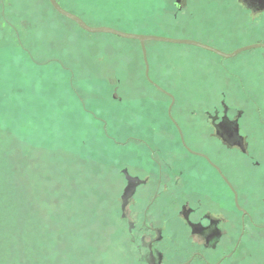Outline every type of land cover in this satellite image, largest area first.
I'll list each match as a JSON object with an SVG mask.
<instances>
[{
	"label": "rangeland",
	"instance_id": "obj_1",
	"mask_svg": "<svg viewBox=\"0 0 264 264\" xmlns=\"http://www.w3.org/2000/svg\"><path fill=\"white\" fill-rule=\"evenodd\" d=\"M64 3L93 23L113 21L128 28L124 32L195 41L225 54L264 43V18L243 17L224 0ZM107 39L60 17L47 0H0V264H66L69 254L74 264H96L88 239L109 209L120 210L121 169L131 159L119 158L117 168L102 166L99 174L97 160L111 156L113 162L121 152L116 147L134 130L141 134L134 141L146 145L122 147L134 161L154 153L165 160L171 150L158 132L171 101L147 82L141 45ZM146 48L150 80L175 97L172 113L190 128L193 143L200 135L190 113L206 109L219 84L250 82L263 69H243L242 61L264 49L223 58L183 44L149 42ZM99 136L109 145L104 152ZM115 217L111 225L120 237L107 244L105 261L137 264L124 246L131 241L127 224Z\"/></svg>",
	"mask_w": 264,
	"mask_h": 264
},
{
	"label": "flooded vegetation",
	"instance_id": "obj_2",
	"mask_svg": "<svg viewBox=\"0 0 264 264\" xmlns=\"http://www.w3.org/2000/svg\"><path fill=\"white\" fill-rule=\"evenodd\" d=\"M224 3L239 6L243 17L264 18L256 0ZM242 62L243 69H263L250 82L219 84L207 108L190 113L199 142L191 141L190 128L168 110L166 126L158 131L171 147L167 158L156 160L154 153L122 170L120 219L137 264H264V55ZM146 79L160 96L176 102ZM144 140L135 141L146 147ZM244 180L253 185H241Z\"/></svg>",
	"mask_w": 264,
	"mask_h": 264
},
{
	"label": "trees",
	"instance_id": "obj_3",
	"mask_svg": "<svg viewBox=\"0 0 264 264\" xmlns=\"http://www.w3.org/2000/svg\"><path fill=\"white\" fill-rule=\"evenodd\" d=\"M58 1V3L64 8V9H66L67 11H69V12H71V13H73V14H75V15H77V16H79L80 18H82L88 25H90V26H93V27H99V26H108V27H112V28H115V29H118V30H121V31H126V29H128V28H124L123 26H121L120 24H118V23H116V22H113V21H104V20H98V21H96V22H91V21H89V19L88 18H86V17H84L82 14H80L79 13V11L76 9V8H73V7H70L69 5H67L66 3H64L65 2V0H57ZM47 2H48V4H49V6L54 10V12L57 14V15H59L60 17H62V18H64L65 20H67V21H69V22H71L72 24H74V25H76L78 28H80L76 23H74L73 21H71V20H69V19H67V18H65V17H63L62 15H60L53 7H52V5H51V3L49 2V0H47ZM151 23V22H150ZM149 23V24H150ZM81 29V28H80ZM82 30V29H81ZM83 31V30H82ZM101 35H103L104 37H108V39H112V38H115V39H121V40H123L122 38H119V37H117V36H113V35H109V34H101ZM107 39V40H108ZM125 40V39H124ZM126 41H130V42H136V43H138L139 45H141L138 41H133V40H126ZM107 129V128H106ZM138 131L137 130H134V132L132 131V134H128V136H127V140L123 143V145L122 144H118V147H116V148H118L119 150H121V152H117L116 153V155H114L115 156V158H114V161L113 162H111L110 161V159H111V156L109 157L110 159H108L107 161L103 158H101V161L99 162L98 160H97V165H96V172H97V174H99V173H101V171H103L100 167H102V166H104L106 169L105 170H107V168H110L111 167V165H114L113 167H115V168H117V161H121L119 158H123V157H126V159H127V157L129 156L130 157V162H132V163H136L137 161H139L138 159H137V161H134L133 159L134 158H132V156L130 155V152H128L127 150H125V153H123L124 152V149H122V147H126V146H130L131 144H133L135 141L131 138L133 135H137L136 133H137ZM135 133V134H134ZM139 136V135H138ZM115 138V140L117 139L116 137H113V139ZM98 139H99V142H100V148L99 149H101V150H103L104 148H106L107 146H109V145H107V142H105V140L101 137V136H99L98 137ZM119 140V139H118ZM82 145H83V143H82ZM85 145V144H84ZM103 147V148H102ZM86 149H89V148H87V146H85V148L83 149L84 151H86ZM87 152V151H86ZM103 152H104V150H103ZM128 157V158H129ZM136 159V158H135ZM104 160V161H103ZM129 160V159H128ZM141 161V160H140ZM119 163V162H118ZM141 163V162H140ZM140 163H138L137 162V165H139ZM127 167V165H125V167L123 168V169H121V174H123L122 173V170H124L125 168ZM112 168V167H111ZM101 169V170H100ZM70 180L72 179V178H69ZM113 209V208H112ZM111 209H109V213H108V217H106L107 219V221L106 220H104L105 219V217H103L102 219H99V221H98V224H97V226H96V228H94V230H92V234H91V236L89 237V239H88V245H89V247L91 246V248H90V250H91V252L92 251H95V256H97V263L96 264H108V263H106V261H105V253H106V251L108 250V246H107V244L110 242V241H112V240H114L117 236L118 237H120L116 232H113V229H112V225H111V223L113 222H115V216H117V218L119 219V220H121L120 219V216H121V210H118L117 211V214H116V212L114 213V209L113 210H111ZM122 211H124V208L122 209ZM109 218H110V220H109ZM104 220V221H103ZM109 224V225H108ZM111 225V226H110ZM125 234H126V236H128V231L127 232H125ZM82 235H80V239L78 238V244H80V249H84V246H85V241H84V239L81 237ZM131 238V237H130ZM121 239V238H120ZM126 239H127V237H126ZM121 246H123V244L121 243ZM125 247H127V248H129V251H128V255L129 256H131V257H135L136 256V250H135V248H133L132 249V244H131V242L128 244V243H126L125 245H124ZM69 256V258H68V260H67V262H66V264H74L75 263V261H74V257H73V255L72 254H69L68 255ZM90 256H88L87 258H89ZM135 263H137V261L135 260ZM87 264H90V263H87Z\"/></svg>",
	"mask_w": 264,
	"mask_h": 264
},
{
	"label": "water",
	"instance_id": "obj_4",
	"mask_svg": "<svg viewBox=\"0 0 264 264\" xmlns=\"http://www.w3.org/2000/svg\"><path fill=\"white\" fill-rule=\"evenodd\" d=\"M256 1L260 4L261 8L264 7V0H256ZM49 2L51 3L52 7L60 15H62L63 17L73 21L83 31H85L87 33H90V34H109V35L117 36V37L125 39V40L138 41L141 44V49H142L145 67H146V72H145L146 77L149 79L150 82H151L150 77H149L150 66H149V62H148V54H147V48H146V44L149 42L190 45V46L199 47V48H202L204 50L216 53V54L221 55V56L226 57V58L234 57L240 53L255 50V49H264V44H255V45H251V46H247V47H244L242 49H239L238 51H236L233 54H225L219 50H216L212 47L203 45V44L195 42V41L176 40V39H170V38L154 36V35H142V34L128 33V32H124V31H121V30H118V29H115L112 27H108V26L93 27V26L88 25L79 16H77V15L67 11L66 9H64L58 3L57 0H49ZM174 103H175V100L173 98L172 103L169 107V114H171ZM125 174H127V173H125ZM125 198L126 197H124V200L126 201Z\"/></svg>",
	"mask_w": 264,
	"mask_h": 264
}]
</instances>
